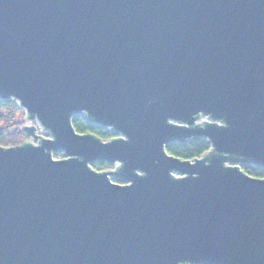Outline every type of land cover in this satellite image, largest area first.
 Here are the masks:
<instances>
[{
	"label": "water",
	"instance_id": "95a60500",
	"mask_svg": "<svg viewBox=\"0 0 264 264\" xmlns=\"http://www.w3.org/2000/svg\"><path fill=\"white\" fill-rule=\"evenodd\" d=\"M0 99V264H264V0H0Z\"/></svg>",
	"mask_w": 264,
	"mask_h": 264
},
{
	"label": "trees",
	"instance_id": "16d2710c",
	"mask_svg": "<svg viewBox=\"0 0 264 264\" xmlns=\"http://www.w3.org/2000/svg\"><path fill=\"white\" fill-rule=\"evenodd\" d=\"M0 99V145L5 148L15 147L20 141L29 139L28 134L23 130L24 121L21 117L4 112L5 108L15 105L16 101ZM11 104V105H10ZM10 110V109H9ZM11 111V110H10ZM12 112V111H11ZM72 126L79 134H92L102 141H107L117 137L114 133L97 125L89 123L84 115H75L72 119ZM25 127V126H24ZM26 143V142H25ZM18 146V145H17ZM166 152L178 159L193 161L201 158L211 151L208 141L204 138L193 139L187 142H172L165 146ZM104 167V164L96 163L92 167ZM105 168L107 166L105 165ZM247 175L263 179L264 170L262 168L250 165L241 168Z\"/></svg>",
	"mask_w": 264,
	"mask_h": 264
},
{
	"label": "rangeland",
	"instance_id": "374dc122",
	"mask_svg": "<svg viewBox=\"0 0 264 264\" xmlns=\"http://www.w3.org/2000/svg\"><path fill=\"white\" fill-rule=\"evenodd\" d=\"M10 102H13V100L12 101H10ZM15 102V101H14ZM13 102V103H14ZM15 105H11V107H9V109L12 111H10L8 108H5L3 111L4 112H8V113H10L11 115H14V116H18V117H21V119H23V121H24V125H23V128H24V126H26V125H29L28 124V122L26 121V115H25V112H24V110L22 109V108H20L19 107V105H18V103H14ZM37 134L38 135H40V136H42V132L39 130V129H37ZM114 139V138H113ZM28 143V142H31V143H33V141L30 139V137H29V139H27V140H23V141H20L17 145L19 146V145H22V144H24V143ZM16 145V146H17ZM1 146V145H0ZM1 147H3V146H1ZM53 158L55 159V160H64L66 157H65V155L63 154V153H58V154H54L53 155ZM116 166H112V168H105V167H98L97 169H94L93 168V170L94 171H97V172H107V171H113L114 170V168H115Z\"/></svg>",
	"mask_w": 264,
	"mask_h": 264
},
{
	"label": "flooded vegetation",
	"instance_id": "af4514ba",
	"mask_svg": "<svg viewBox=\"0 0 264 264\" xmlns=\"http://www.w3.org/2000/svg\"><path fill=\"white\" fill-rule=\"evenodd\" d=\"M105 165L107 166L108 169H109V168H112V166H110L109 164H104V167H105ZM244 166H250V165L245 164ZM242 167H243V166H242Z\"/></svg>",
	"mask_w": 264,
	"mask_h": 264
},
{
	"label": "bare ground",
	"instance_id": "6f19581e",
	"mask_svg": "<svg viewBox=\"0 0 264 264\" xmlns=\"http://www.w3.org/2000/svg\"><path fill=\"white\" fill-rule=\"evenodd\" d=\"M28 124H29V123H28ZM42 136H45V134L42 133ZM115 138H116V137H115ZM110 140H111V139H110ZM107 141H109V140H107ZM110 166H114V165H110ZM92 168H93V167H92Z\"/></svg>",
	"mask_w": 264,
	"mask_h": 264
}]
</instances>
